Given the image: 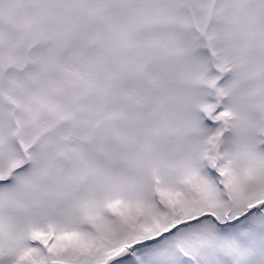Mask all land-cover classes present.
<instances>
[{
  "label": "snow or ice",
  "instance_id": "obj_1",
  "mask_svg": "<svg viewBox=\"0 0 264 264\" xmlns=\"http://www.w3.org/2000/svg\"><path fill=\"white\" fill-rule=\"evenodd\" d=\"M0 264H264V0H0Z\"/></svg>",
  "mask_w": 264,
  "mask_h": 264
}]
</instances>
